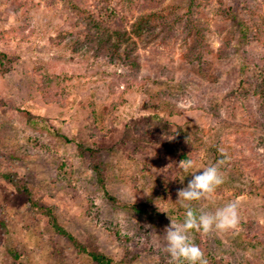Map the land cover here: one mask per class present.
Returning <instances> with one entry per match:
<instances>
[{"label": "rangeland", "instance_id": "1", "mask_svg": "<svg viewBox=\"0 0 264 264\" xmlns=\"http://www.w3.org/2000/svg\"><path fill=\"white\" fill-rule=\"evenodd\" d=\"M119 1L111 0L109 6L120 8ZM191 1L135 0L127 21L130 31L143 13L174 21L176 34L154 35L145 45L142 38L148 33H132L140 69L129 87L115 80L116 72L130 71L122 61L96 56L85 45L76 49L85 33L80 20L84 8L94 10L97 0H0V35L24 38L10 43L0 37V52L16 56L10 70L0 74V175L12 172L24 178L67 231L115 264H170L165 229L171 220L183 222L187 202L169 196L165 177L189 160L193 167L180 175L182 188L191 174L213 164L224 176L207 199L191 202L198 215L232 201L239 206L236 229L193 230L190 238L203 243L206 257L264 264V247L245 235L250 221L264 226V186L251 194L247 180L253 175L248 142L263 133L264 104L252 89L235 106L228 98L252 74L244 57L264 56V38L256 37L252 27L254 17H264V0H252L253 13L244 10L243 0H199L196 13L202 12L198 15L207 26L210 50L193 62L187 53L196 37L188 32L185 16ZM178 16L183 18L175 21ZM44 75L59 80V86L51 85L52 102L39 88ZM210 105L218 106L222 121L208 113ZM94 126L98 133L91 136ZM92 141L108 168L109 194L122 202L153 205L156 213L142 215L110 200L77 151L79 143ZM188 152L190 158H182ZM240 160L244 169L234 164ZM239 189L246 192L239 194ZM12 249L20 257L15 259ZM14 259L17 264H97L58 235L31 209L27 196L0 176V264Z\"/></svg>", "mask_w": 264, "mask_h": 264}, {"label": "trees", "instance_id": "2", "mask_svg": "<svg viewBox=\"0 0 264 264\" xmlns=\"http://www.w3.org/2000/svg\"><path fill=\"white\" fill-rule=\"evenodd\" d=\"M77 1V0H76ZM99 3L96 5V8L89 11L88 8H84L81 24L85 27V33L83 41L78 40L76 42V49L80 50L85 47L88 50L94 51L96 56L108 57L111 62L115 63L117 61H122L124 66L127 67L128 72H116L115 80H124V82L130 83L129 87L133 86V81L137 79L136 74L139 72V54L138 51L139 45L136 40L132 39V33L142 35L144 32L148 33L145 38H142L143 44L148 45L153 42V36L159 35L166 36L165 33L169 32L170 34H176V29H174V21H169L165 17H160L153 14H143L137 16L136 21L132 24V30L130 31L127 28L128 15L131 9L135 5V0H121L120 8H113L109 6L111 0H97ZM79 3H85V0H78ZM199 0L191 1V8L186 13V19L188 20L187 24L189 31L195 32V44L188 51V60L193 61H202L204 57V51H209L210 46L208 45L206 39V30L207 26L204 23L203 17L198 15L197 7ZM244 10L248 13H253L254 10L251 9L250 5L254 3L252 0H243ZM74 4V3H73ZM119 5V4H118ZM78 8H81L79 6ZM121 8L124 10L122 11ZM81 10H83L81 8ZM124 11H127L126 13ZM182 16H178L175 21L182 19ZM254 19V29L256 30V37L260 36L264 38V17L253 18ZM166 29L165 32L161 31ZM0 37L5 40H10L12 42L20 43L24 38H19L17 35L11 37L7 36L5 33L1 34ZM84 42V43H83ZM9 43V44H10ZM264 43V42H263ZM16 58L15 53L8 51L0 52V74L5 75L9 70L11 64ZM243 64L245 69L249 70L251 68L252 74H246V77L234 90L228 93V98L230 99L232 106H235L237 102H243L244 99L248 96V90L252 89L253 95L258 97L262 104H264V56L254 57L247 56L243 59ZM58 77L55 79L48 75H44L41 80L40 90L43 93V96L47 102H52L53 95L51 93V85L54 82V86H59ZM116 84V82H115ZM110 89L114 92L115 88L113 83ZM205 108V107H204ZM208 113H210L217 122L222 121V113L217 105H210L207 107ZM31 116V114H29ZM219 120V121H218ZM261 131L263 132L259 136V140H246L248 142V147H250L252 160L250 161V168L253 175H249L248 181H250L251 187L249 191L251 194L255 190L260 189L264 186V111L263 118L261 121ZM91 136H95L98 133L97 128L91 127L90 131ZM146 136V135H145ZM62 137V136H61ZM67 142L69 141L64 137ZM77 151L81 158L83 165L91 171L97 173L98 182L101 188L105 191V194L110 198L112 202L118 206H123L128 209H132L142 215L152 216L157 212V209L148 203H126L122 202L118 198L112 196L108 192V168L100 157L101 148L97 145L96 142L92 141L90 145H85L79 143L77 145ZM190 152L183 154L182 158L188 159ZM1 156V155H0ZM249 155L246 156V159ZM197 157V156H196ZM199 156L194 160H198ZM239 165H244L243 160L237 161L234 163ZM1 165V162H0ZM184 168L178 170L177 173L170 177H165V185H167L169 196L174 199L177 195V190L182 188V182L180 175L182 174ZM8 184L13 186L16 190L24 193L28 198V204L33 211H37V215L46 219L50 226H52L58 235L63 236L67 241L72 243L80 252L88 253L91 259L97 264H115L114 259L107 255L106 253L95 250L89 251L86 244L80 242L77 237H75L71 232L67 231L59 222L58 217L56 216L53 208L51 206H46L40 203V200L36 196L33 188L30 184L22 177L16 176L12 172H7L0 175ZM246 192L245 189H239V194ZM245 235L246 239L254 245H260L264 247V226L261 223L250 221L245 224ZM202 242H199L197 245L202 248ZM13 252V255L16 258L20 257L17 253L14 252V249L10 250ZM55 254H58L60 250L56 249ZM209 264H230L224 259H219L210 255L206 257ZM12 260L9 264H17L16 260ZM128 262V261H127ZM121 263V262H120Z\"/></svg>", "mask_w": 264, "mask_h": 264}, {"label": "clouds", "instance_id": "3", "mask_svg": "<svg viewBox=\"0 0 264 264\" xmlns=\"http://www.w3.org/2000/svg\"><path fill=\"white\" fill-rule=\"evenodd\" d=\"M185 171L193 167L192 161L181 164ZM191 174L186 187L177 190V202L183 203L186 209L183 222H174L165 229L166 251L170 256V264H209L204 251L190 238V233L195 230L208 234L213 230H234L239 223L238 202L232 201L214 212L197 214L191 202L207 199L215 190L224 183V176L217 164L203 169L202 172Z\"/></svg>", "mask_w": 264, "mask_h": 264}]
</instances>
